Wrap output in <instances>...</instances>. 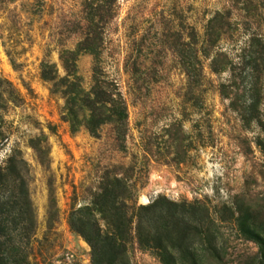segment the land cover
Instances as JSON below:
<instances>
[{"label":"rangeland","instance_id":"374dc122","mask_svg":"<svg viewBox=\"0 0 264 264\" xmlns=\"http://www.w3.org/2000/svg\"><path fill=\"white\" fill-rule=\"evenodd\" d=\"M139 222L169 264H264V0H0L11 262L166 264Z\"/></svg>","mask_w":264,"mask_h":264},{"label":"trees","instance_id":"16d2710c","mask_svg":"<svg viewBox=\"0 0 264 264\" xmlns=\"http://www.w3.org/2000/svg\"><path fill=\"white\" fill-rule=\"evenodd\" d=\"M94 52V50H93ZM101 89V88H100ZM110 92L106 91V90H100V91H94L92 92V95L94 97V99H90L88 96V106L91 109V116H90V120H89V125L92 131H94L95 127L99 126L101 123H103L104 119H101V116H104V112L107 111H115L114 108H110L107 106L108 101L103 97L106 96L107 98H111L112 95ZM104 195V194H103ZM102 195V197H103ZM120 216L123 218V224L124 227L122 229V231L127 230V226L129 225V223H127L128 217L126 215V213L124 212L123 214H120ZM108 219V224L109 225H113L116 226L112 223V221L110 220V217L107 215L106 216ZM139 227V243L141 246H146V247H150L153 249H156L159 253V255L161 256V258L163 259V261L166 262V264H169L168 262V246L166 243H159V242H154V241H144L142 239V233H141V223L139 222L138 224ZM116 230H119V226L116 227ZM114 234V233H113ZM117 236L118 233H115L114 236H110L109 233L106 234V236L102 237L101 232H98V237L101 239H103L105 241V244H107V246H111V248H115L117 247ZM89 242H91V245L96 253L97 250H99L98 247L100 244V240L99 241H92V239L90 238V236H87ZM5 244L0 243V264H25V256H23L21 259H18L16 261H12L11 259L8 257V255L5 252V248H4ZM104 248V246H102ZM102 249V248H101Z\"/></svg>","mask_w":264,"mask_h":264}]
</instances>
